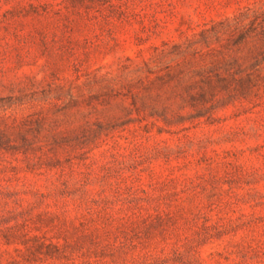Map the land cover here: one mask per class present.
Wrapping results in <instances>:
<instances>
[{
  "label": "rangeland",
  "instance_id": "obj_1",
  "mask_svg": "<svg viewBox=\"0 0 264 264\" xmlns=\"http://www.w3.org/2000/svg\"><path fill=\"white\" fill-rule=\"evenodd\" d=\"M5 124L0 264H264V0H0Z\"/></svg>",
  "mask_w": 264,
  "mask_h": 264
},
{
  "label": "trees",
  "instance_id": "obj_2",
  "mask_svg": "<svg viewBox=\"0 0 264 264\" xmlns=\"http://www.w3.org/2000/svg\"><path fill=\"white\" fill-rule=\"evenodd\" d=\"M14 126H10L8 124H5L4 127L0 125V154H11L14 155L17 152H23L24 154L27 153V151H20L18 147L14 145V140L12 138L11 131L14 129ZM23 142H27V139L25 137L22 138ZM49 256L50 254L47 253Z\"/></svg>",
  "mask_w": 264,
  "mask_h": 264
}]
</instances>
